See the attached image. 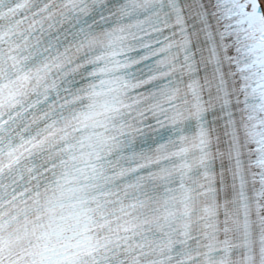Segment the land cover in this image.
Listing matches in <instances>:
<instances>
[{"label":"snow or ice","instance_id":"1","mask_svg":"<svg viewBox=\"0 0 264 264\" xmlns=\"http://www.w3.org/2000/svg\"><path fill=\"white\" fill-rule=\"evenodd\" d=\"M0 264H264V0H0Z\"/></svg>","mask_w":264,"mask_h":264}]
</instances>
